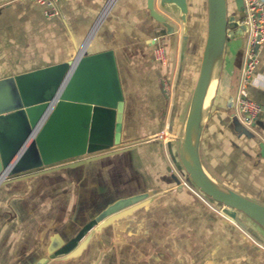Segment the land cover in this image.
Here are the masks:
<instances>
[{"label": "crops", "instance_id": "0c3cea01", "mask_svg": "<svg viewBox=\"0 0 264 264\" xmlns=\"http://www.w3.org/2000/svg\"><path fill=\"white\" fill-rule=\"evenodd\" d=\"M109 1L58 0L59 15L32 0L0 1V80L71 61L79 51L113 50L125 97L121 146L0 184V264H264V230L242 214L239 222L224 216L199 195L181 161L207 0H187L186 15L155 0L165 23L148 0H117L94 33ZM227 9L241 25L238 0H227ZM239 29L224 46L199 151L219 186L264 206V89L245 83L249 36ZM158 46L165 64L155 57ZM255 73L264 74V50ZM242 88L262 108L251 125L236 108ZM136 197L71 253L57 255L109 207Z\"/></svg>", "mask_w": 264, "mask_h": 264}, {"label": "water", "instance_id": "95a60500", "mask_svg": "<svg viewBox=\"0 0 264 264\" xmlns=\"http://www.w3.org/2000/svg\"><path fill=\"white\" fill-rule=\"evenodd\" d=\"M2 1V0H0ZM152 15L165 19L154 10ZM208 34L189 112L184 125L180 156L190 182L206 197L222 206L221 213L238 221L240 214L264 230V206L213 184L200 157L203 107L211 72L210 54L223 53L229 31L240 26L228 16L227 0H207ZM163 8L175 5L184 15L187 0H160ZM244 12L243 0H238ZM242 18V22L244 21ZM125 97L115 52L89 55L79 51L68 62L0 80V183L6 179L50 169L74 159L89 160L121 146ZM193 134L198 137L197 151ZM264 158V144L260 145ZM185 152L193 169L183 157ZM142 198L121 201L88 223L58 256L68 255L105 219L137 204ZM241 224V223H240ZM243 225V224H241Z\"/></svg>", "mask_w": 264, "mask_h": 264}, {"label": "built area", "instance_id": "2783aa9c", "mask_svg": "<svg viewBox=\"0 0 264 264\" xmlns=\"http://www.w3.org/2000/svg\"><path fill=\"white\" fill-rule=\"evenodd\" d=\"M32 1L51 8V11L49 13L51 15L60 14L58 8V0ZM116 1L117 0H110L106 5L102 15L109 7V5L112 3V7ZM243 5L245 18L242 23L247 27L245 36H249V45L246 51V62L244 68L245 83L264 89V74L255 73L256 68L259 64V52L261 50H264V0H243ZM101 17L99 18L97 25ZM155 57L158 61L164 64L167 62V55L163 47L158 46L155 49ZM236 108L238 113L241 115V120L244 125H251L262 112L261 106L248 98V92L246 88H242L239 91ZM162 138L164 140L168 139V137L166 136H163ZM80 160L83 159H74L68 162ZM198 193L200 196L205 197V195L200 191Z\"/></svg>", "mask_w": 264, "mask_h": 264}, {"label": "bare ground", "instance_id": "6f19581e", "mask_svg": "<svg viewBox=\"0 0 264 264\" xmlns=\"http://www.w3.org/2000/svg\"><path fill=\"white\" fill-rule=\"evenodd\" d=\"M112 3L109 5V7L106 9V11L104 12V14L102 15L97 27H95V31L98 29V27L100 26V24L103 22L104 18L106 17V15L108 14L110 8H111ZM93 33V34H94ZM85 50L82 51V53ZM222 57V52L221 50L218 49H214L211 54H210V65H211V72H210V76H209V82H208V88H207V93H206V97H205V102H204V107H203V114H202V121H201V125L204 124L206 116H207V111L209 108V105L211 103L210 98L212 96V91H213V86L214 84L217 83V78H218V72H219V66H220V59ZM217 85V84H216ZM216 88V86H215ZM215 93V92H214ZM214 96V94H213ZM183 139V138H182ZM193 146L195 148V150L197 151L198 148V137L196 134H193ZM183 157L184 160L186 161L187 165L189 166L190 169L192 168V165L189 161V158L187 156V154L185 152H183ZM209 178L211 179V181L213 182L214 185L219 186L210 176Z\"/></svg>", "mask_w": 264, "mask_h": 264}, {"label": "rangeland", "instance_id": "374dc122", "mask_svg": "<svg viewBox=\"0 0 264 264\" xmlns=\"http://www.w3.org/2000/svg\"><path fill=\"white\" fill-rule=\"evenodd\" d=\"M195 42H198V41H196V39H194V38H192V42H191V45H193V43H195ZM205 43H206V41H205ZM205 46V45H204ZM190 53H191V51H190ZM190 62H191V64H192V66H191V70H193V72L195 71V68H194V65H195V63H194V59L190 56ZM194 78L196 79V78H198L197 76H196V74L194 73V75H193V80H194ZM211 104V103H210ZM209 107H210V105H209ZM208 111H209V108H208ZM208 111H207V115H208ZM206 118H207V116H206ZM184 169V168H183ZM185 171V170H184ZM185 174H186V172H185ZM187 175V174H186ZM187 179H189V176L187 175ZM192 184V183H191ZM192 186L199 192V190L192 184Z\"/></svg>", "mask_w": 264, "mask_h": 264}, {"label": "trees", "instance_id": "16d2710c", "mask_svg": "<svg viewBox=\"0 0 264 264\" xmlns=\"http://www.w3.org/2000/svg\"><path fill=\"white\" fill-rule=\"evenodd\" d=\"M206 197V196H205ZM208 198V197H207ZM209 199V198H208ZM211 200V199H210ZM212 201V200H211ZM212 202H214V201H212ZM214 203H216V202H214ZM216 204H218V203H216ZM219 205V204H218Z\"/></svg>", "mask_w": 264, "mask_h": 264}]
</instances>
